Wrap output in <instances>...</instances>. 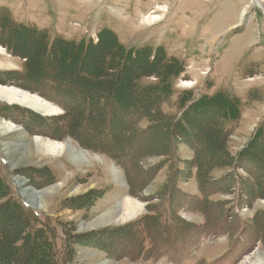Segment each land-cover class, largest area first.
I'll return each instance as SVG.
<instances>
[{
	"label": "rangeland",
	"instance_id": "374dc122",
	"mask_svg": "<svg viewBox=\"0 0 264 264\" xmlns=\"http://www.w3.org/2000/svg\"><path fill=\"white\" fill-rule=\"evenodd\" d=\"M259 1L264 3L0 0V62L7 65L0 68V86L36 94L60 110L47 118L0 104L3 125L15 127L0 132V179L9 190L6 199L23 201L30 212L39 214L35 219L46 224L58 259L67 264H264V170L249 157V151L256 156L255 142L264 154V4L261 9L256 6ZM150 14L162 17L143 24ZM20 25L45 32L49 41L77 44H97L100 33L108 30L137 61L145 60L154 74L138 79L137 92L143 99L134 101L139 110L131 111L133 125L126 133L145 132L139 140L149 145L124 141L130 152L119 150L112 152L114 156L96 147L102 142L97 135L101 125L97 117L79 115V93L65 92L53 77H29L33 69H25V56L34 54L36 69L42 48L35 45L29 54L28 47L18 43L21 37L9 29ZM103 38L109 40L108 35ZM86 63L87 70L92 64L97 67L93 60ZM43 65L54 73L51 62ZM108 69L113 74L115 66ZM66 70L77 79L75 69ZM146 86H155L154 103H161L155 108L144 92ZM160 89L168 94L161 98L155 92ZM219 94L231 102V117L221 105L200 114L212 119L208 129L224 143L219 154L223 162L208 168L211 174L203 179L208 187L202 194L195 168L186 164L194 160L193 151L175 134L181 116L195 118L193 105ZM204 118L201 122L207 121ZM118 123L109 120L106 132L114 135ZM37 137L54 143L53 148L38 149ZM110 145L115 147L117 139ZM202 157L205 166L207 154ZM128 200L140 202L142 210L130 220L114 222ZM28 252L18 264L33 261ZM12 253L0 243V264Z\"/></svg>",
	"mask_w": 264,
	"mask_h": 264
},
{
	"label": "trees",
	"instance_id": "16d2710c",
	"mask_svg": "<svg viewBox=\"0 0 264 264\" xmlns=\"http://www.w3.org/2000/svg\"><path fill=\"white\" fill-rule=\"evenodd\" d=\"M9 30H11L15 37L16 35L21 37L18 43H24L28 47L29 54L35 45H39L42 48L41 52L44 55L41 52L37 53L40 55V60L36 69L37 64L33 60L34 54L32 56H25L27 59L25 69H33V74L29 76L31 79L36 80L35 75L40 73L45 80H48V77H53L52 82H57L62 87L64 86L65 92L69 93L68 90L71 89L75 91L76 95L79 93L78 99L82 101L80 103L79 115L84 116L86 114L88 117H97V122L101 125V128L97 129V135L102 138V142H96L95 146H98L99 149L101 148L102 152L109 151L110 155L113 156L114 153L112 152L119 150L130 152L124 145V141H127L126 145L136 143L137 147L149 145L147 141L139 140L140 136H143L145 132H138L132 135L126 132L133 125V120L130 119L131 111L136 110L137 106L135 108L133 106L134 103H138L134 101L143 99V96L137 92L138 79L142 76L149 77V73H154L147 70L148 65H146L147 62L145 60L137 61L138 57H133L118 45L113 33L108 30L100 33L101 41L106 40L103 38L104 35L109 36V40L104 41L103 44L100 40H98L97 44H86L84 42L77 44L63 39L49 41L45 32L38 31L34 27L21 26L16 29L12 26ZM94 49L95 51H93ZM91 51L93 52L89 55ZM100 57H102L101 62L99 60ZM92 60L97 63V67L92 64V67L87 70L88 64L86 62L89 63ZM45 61L52 63L51 67L54 69V73L52 70H49L50 68L47 67L46 69L44 67L43 62L45 63ZM111 64L115 66L113 74L109 69L106 70V67ZM70 67L78 73L76 75L77 79L74 78L75 75L73 73L67 72L66 69ZM173 70L176 71V68L173 67ZM135 74H139V76ZM122 79H125L127 82L125 86L119 83ZM82 81L85 82L83 83ZM154 87L146 86L144 92L150 98L149 101L155 108V105H160L161 103H154L156 99ZM155 92H158L157 94L161 98L168 94V91L161 89L160 91L155 90ZM127 94L131 96L130 100L124 101V96ZM60 99L66 102L62 95ZM230 103L228 99L222 98V95L219 94L213 96V99L209 102L195 104L190 110L195 118L188 119L186 116L184 119L181 116L179 130L176 129L181 134L179 137L178 133L175 134L178 140H181V143L186 144L193 151L194 160L186 164L188 168H195L197 182L202 194L205 193L208 187L203 180L211 174L208 168L213 163L217 164L219 160L223 162V156L219 157V154L224 143L221 137L214 136L213 132L208 129L211 126L212 119L208 120L205 116V118L200 117V114L202 112L208 114L209 109L221 105L223 110H226V117L230 118ZM233 104L235 116H232V118H235L238 110L235 101H233ZM138 110L139 108H137L136 112ZM203 118L207 121L201 122ZM115 119L119 123L114 127V135H110L104 127L109 120L114 122ZM129 120L130 122H128ZM130 131L131 129L128 130V132ZM123 135H125V139ZM258 138V142L262 140L260 137ZM116 139L117 145L115 147L111 146L110 141H115ZM256 145L258 146V149H255L256 156L252 155L251 151H249V157L252 159V161H249L255 163V165H259V168L264 170V166L261 165L264 162V154L262 155L263 151L259 148L257 142L254 143V146ZM205 153L207 154L208 162L204 166L202 165V155ZM116 154H121V152H117ZM163 155L166 156V152ZM114 159H117V157ZM255 160L258 161L256 162ZM200 165L202 166L200 167ZM8 192L7 185L0 179V199L5 198L3 203L0 204V243L8 245L13 252L1 264H18V258L26 251H29L28 257L33 260L29 264L70 263L66 259L57 258L58 253L55 250L54 243L46 236V232H49L45 227L46 224L40 225L35 219L39 214L33 211L30 212L29 208L25 207L22 202L6 199ZM64 252H66V247L64 248Z\"/></svg>",
	"mask_w": 264,
	"mask_h": 264
},
{
	"label": "bare ground",
	"instance_id": "6f19581e",
	"mask_svg": "<svg viewBox=\"0 0 264 264\" xmlns=\"http://www.w3.org/2000/svg\"><path fill=\"white\" fill-rule=\"evenodd\" d=\"M263 2L259 1L258 4L256 6H260V8H263ZM264 9V8H263ZM160 10V9H159ZM161 11V10H160ZM246 14L245 10H243L240 14L241 18ZM161 14L160 15H155V14H150L146 17L143 18L142 23L143 24H153L154 22H157L161 19ZM239 25V24H238ZM1 54L3 55V51L0 48ZM0 54V55H1ZM3 67H7L6 62H0V68ZM1 84V83H0ZM190 85V84H188ZM0 104H4L6 106H11V107H21V108H25L26 110H30L32 113L40 115L42 117H51V116H55L57 115V113L60 111L58 108L54 107L51 103H48L47 101H45L44 99L42 100L41 97L35 95H30L29 92L24 91L23 89H20L18 87L15 86H11V85H1L0 86ZM11 125V126H9ZM12 123H4L3 125V121L0 120V132H7V131H11L12 128H15L14 126H12ZM2 126V127H1ZM4 126V127H3ZM36 143L38 145V149L41 148H46V149H51L53 148L52 144L54 145V143L50 144V142L47 139L41 138V137H37ZM34 147L31 146L30 149H32ZM54 150V149H53ZM52 150V151H53ZM78 159V158H77ZM79 165V161L76 160L74 161ZM143 208V205L140 202H136V201H125L124 202V212L121 215L116 216V218L114 219V222L117 221H125V220H130L133 217H135V215L140 212ZM112 219L114 218L113 216L111 217Z\"/></svg>",
	"mask_w": 264,
	"mask_h": 264
}]
</instances>
